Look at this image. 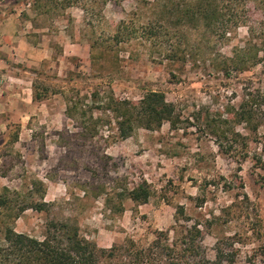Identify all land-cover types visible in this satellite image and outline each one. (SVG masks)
Here are the masks:
<instances>
[{"label": "rangeland", "instance_id": "obj_1", "mask_svg": "<svg viewBox=\"0 0 264 264\" xmlns=\"http://www.w3.org/2000/svg\"><path fill=\"white\" fill-rule=\"evenodd\" d=\"M139 9V0H0V188L46 204L14 226L42 237L49 221L70 219L110 247L128 236L153 239L184 205L205 227L211 258L231 237L234 264H264V172L221 150L214 133L231 109L264 91V61L221 69L245 46L246 27L225 37L187 32L184 60L161 59L141 39L117 43L118 24ZM150 91L174 104L176 125L121 139L106 103L138 102ZM143 181L152 196L137 204L125 192Z\"/></svg>", "mask_w": 264, "mask_h": 264}, {"label": "trees", "instance_id": "obj_2", "mask_svg": "<svg viewBox=\"0 0 264 264\" xmlns=\"http://www.w3.org/2000/svg\"><path fill=\"white\" fill-rule=\"evenodd\" d=\"M139 1L144 10L131 13L118 24L113 36L117 43L141 39L157 48L152 53L161 59L184 60L187 52L182 44L188 39L187 32L204 31L225 37L246 27L245 46L237 48L221 69L228 71L229 63L236 69L242 63L251 68L264 61V0ZM105 108L113 113L121 139L129 138L140 127L157 130L166 122L176 125L175 106L161 91H150L138 102L112 98ZM229 114L230 118L221 119L214 126L220 149L239 152L252 163L254 170L264 172V91L251 93ZM81 116L85 117L86 112ZM242 124L245 133L237 130ZM83 128L90 130L85 122ZM92 129L94 137L95 126ZM125 193L137 204H144L152 196V189L143 181ZM29 208L43 211L46 204L39 201L27 204L17 192L0 188V264H234L237 261L235 240L231 237L218 240L215 257L209 256L204 244L205 227L198 220L192 222L184 205L177 207L174 224L157 231L153 239L142 242L128 236L110 247H99L88 240L70 219L49 221L42 237L19 232L14 224Z\"/></svg>", "mask_w": 264, "mask_h": 264}, {"label": "crops", "instance_id": "obj_3", "mask_svg": "<svg viewBox=\"0 0 264 264\" xmlns=\"http://www.w3.org/2000/svg\"><path fill=\"white\" fill-rule=\"evenodd\" d=\"M24 89H25V88H23V90H24ZM25 90H31V89H30V87H28V88H27V89H25Z\"/></svg>", "mask_w": 264, "mask_h": 264}]
</instances>
